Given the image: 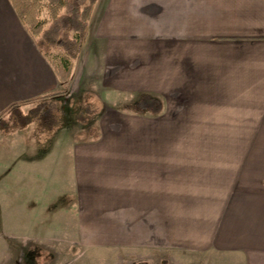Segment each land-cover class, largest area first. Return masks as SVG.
<instances>
[{"label":"crops","instance_id":"crops-1","mask_svg":"<svg viewBox=\"0 0 264 264\" xmlns=\"http://www.w3.org/2000/svg\"><path fill=\"white\" fill-rule=\"evenodd\" d=\"M89 36L106 43L108 76L121 75L112 88L161 110L124 115L122 144L71 149L81 236L188 264H264V0H98ZM20 50L42 57L0 0V74L20 71L3 69ZM136 56L154 59L134 72ZM47 65L51 86L0 79V112L56 91Z\"/></svg>","mask_w":264,"mask_h":264},{"label":"rangeland","instance_id":"rangeland-1","mask_svg":"<svg viewBox=\"0 0 264 264\" xmlns=\"http://www.w3.org/2000/svg\"><path fill=\"white\" fill-rule=\"evenodd\" d=\"M104 51L106 43L89 36L74 61L69 85L48 96L58 105L60 125L46 133L36 122L8 134L0 132V264H188L187 254L181 252L164 257L148 255L145 249L130 255L123 248L93 247L90 235L81 236L76 227L71 149L122 144V117L134 115L128 105L142 94L112 88L120 74L116 79L108 76ZM34 55L20 50L18 56L7 58L8 64L4 59V70L12 66L20 71L1 73L2 82L30 77L51 86L49 66L39 53ZM153 59L136 56L128 66L136 72ZM115 63L125 65L122 59Z\"/></svg>","mask_w":264,"mask_h":264},{"label":"trees","instance_id":"trees-1","mask_svg":"<svg viewBox=\"0 0 264 264\" xmlns=\"http://www.w3.org/2000/svg\"><path fill=\"white\" fill-rule=\"evenodd\" d=\"M21 25L50 65L58 83L66 88L73 77L74 61L86 38L98 0H8ZM45 14V16H43ZM51 94L12 103L0 112V132L25 129L36 122L43 133L60 125ZM58 104V103H57ZM134 114H157L160 101L142 93L128 105ZM84 121L83 115L78 116Z\"/></svg>","mask_w":264,"mask_h":264}]
</instances>
